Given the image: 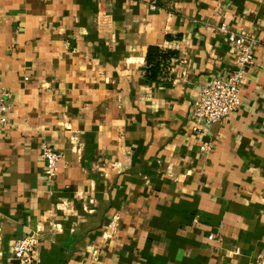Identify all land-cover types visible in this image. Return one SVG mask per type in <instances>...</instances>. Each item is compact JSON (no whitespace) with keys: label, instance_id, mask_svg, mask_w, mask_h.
<instances>
[{"label":"crops","instance_id":"obj_1","mask_svg":"<svg viewBox=\"0 0 264 264\" xmlns=\"http://www.w3.org/2000/svg\"><path fill=\"white\" fill-rule=\"evenodd\" d=\"M221 24L258 43L240 107L207 125L192 104L237 54ZM152 46L168 53L155 79ZM0 81L2 264L32 233L35 264L264 256V0H0Z\"/></svg>","mask_w":264,"mask_h":264},{"label":"built area","instance_id":"obj_2","mask_svg":"<svg viewBox=\"0 0 264 264\" xmlns=\"http://www.w3.org/2000/svg\"><path fill=\"white\" fill-rule=\"evenodd\" d=\"M220 31L229 33V39L236 42L237 54L234 66L226 77H216L200 92L192 104V114L203 119L207 125L220 122L236 112L241 105V86L246 67L254 63V49L257 39L245 35L229 32L225 24H221ZM10 92L0 81V127L7 126L9 112L12 109ZM214 147V142L206 140L200 145L201 151L208 152ZM62 152L52 146H45L43 158L45 160L44 175L50 181L55 179L59 171ZM210 235L209 238H213ZM40 244V237L36 233L17 238L13 244L12 253L19 264H35L36 254ZM0 264L1 261H0ZM256 264H264V256L257 259Z\"/></svg>","mask_w":264,"mask_h":264},{"label":"trees","instance_id":"obj_3","mask_svg":"<svg viewBox=\"0 0 264 264\" xmlns=\"http://www.w3.org/2000/svg\"><path fill=\"white\" fill-rule=\"evenodd\" d=\"M168 53H164L159 47H150L147 53V63L149 77L155 79L161 70L160 59L166 58Z\"/></svg>","mask_w":264,"mask_h":264}]
</instances>
